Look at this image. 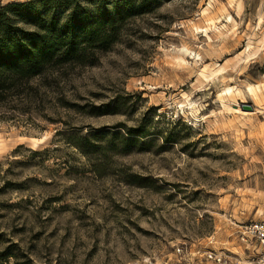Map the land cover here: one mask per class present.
Here are the masks:
<instances>
[{"label": "rangeland", "instance_id": "374dc122", "mask_svg": "<svg viewBox=\"0 0 264 264\" xmlns=\"http://www.w3.org/2000/svg\"><path fill=\"white\" fill-rule=\"evenodd\" d=\"M103 6L116 42L0 97V264H257L264 0Z\"/></svg>", "mask_w": 264, "mask_h": 264}, {"label": "trees", "instance_id": "16d2710c", "mask_svg": "<svg viewBox=\"0 0 264 264\" xmlns=\"http://www.w3.org/2000/svg\"><path fill=\"white\" fill-rule=\"evenodd\" d=\"M103 5L104 0H28L1 8L0 97L55 63L79 60L116 42L125 11L108 12ZM57 7L69 11L63 16Z\"/></svg>", "mask_w": 264, "mask_h": 264}, {"label": "built area", "instance_id": "2783aa9c", "mask_svg": "<svg viewBox=\"0 0 264 264\" xmlns=\"http://www.w3.org/2000/svg\"><path fill=\"white\" fill-rule=\"evenodd\" d=\"M243 239L253 241L255 245H264V203L257 210V218L246 224ZM255 257L257 264H264V248L261 250L258 248ZM221 260L222 258H217L218 262Z\"/></svg>", "mask_w": 264, "mask_h": 264}, {"label": "bare ground", "instance_id": "6f19581e", "mask_svg": "<svg viewBox=\"0 0 264 264\" xmlns=\"http://www.w3.org/2000/svg\"><path fill=\"white\" fill-rule=\"evenodd\" d=\"M254 53L255 52H252V53H249V54H254ZM247 90H248V93L253 94V95L256 92L255 86H252V85H248ZM222 92L225 94V96L228 95V94H230V93H232L231 87H225V88H223L222 89Z\"/></svg>", "mask_w": 264, "mask_h": 264}, {"label": "water", "instance_id": "95a60500", "mask_svg": "<svg viewBox=\"0 0 264 264\" xmlns=\"http://www.w3.org/2000/svg\"><path fill=\"white\" fill-rule=\"evenodd\" d=\"M242 108H243L244 110H248V111H252V110H254V107H253L252 105H250V104H248V105H243Z\"/></svg>", "mask_w": 264, "mask_h": 264}]
</instances>
